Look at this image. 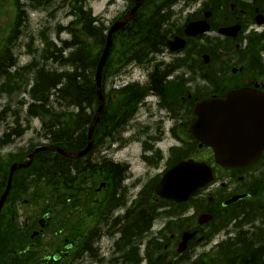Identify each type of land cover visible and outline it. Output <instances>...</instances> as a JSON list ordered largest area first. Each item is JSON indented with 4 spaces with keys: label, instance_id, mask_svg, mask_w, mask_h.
I'll return each mask as SVG.
<instances>
[{
    "label": "flooded vegetation",
    "instance_id": "obj_1",
    "mask_svg": "<svg viewBox=\"0 0 264 264\" xmlns=\"http://www.w3.org/2000/svg\"><path fill=\"white\" fill-rule=\"evenodd\" d=\"M208 12L211 14L208 18L210 30L203 34L187 35V24L205 18ZM177 17L182 22L170 28L171 37L166 41L181 37L185 47L173 50L166 42V47L159 50L161 56L152 65H144L148 72L143 79L154 88L153 94L166 103L170 117L178 123L170 128L171 135L180 145L184 144L183 147L191 149L189 125L194 119L191 107L199 99L210 95L201 93L207 86H202L203 83L217 91L213 95H221L222 98L231 89L251 88L264 93V0H200L193 6L182 8L174 18ZM221 28L231 29L230 34L221 32ZM202 52H210L209 65L199 60ZM211 52L215 55L212 56ZM255 98L264 101L262 97ZM186 127L188 131H184ZM146 132L147 129L142 127L138 134L145 136L140 145V153L147 166L155 170L143 175L145 180L152 182L167 168L166 161L176 159L172 155L175 145L166 148L160 145L163 140L157 134L152 136ZM136 159L142 161L138 156ZM160 163L164 164L161 170L156 167ZM234 171L217 166L216 178L203 188L199 202L194 206H198L201 214L208 212L213 215L219 225L230 221L232 227L224 231L225 235H218L216 244L219 247H228L238 240L241 244L236 246L248 248L245 263L264 264V154L252 165ZM115 179L118 181H114L113 177L106 180L107 192L104 198L87 200V204L92 207L91 220L84 229L74 228L73 264H123L126 259L128 243L122 240L126 230L123 236V228L119 227L128 229L129 215L119 210L123 209L122 200L127 188L122 187L121 191H116V184L120 180ZM145 192L152 202H161L148 190ZM233 198L235 200L231 201ZM112 199L115 201L113 211L102 215L103 208L110 206ZM77 212L82 214L84 209H78ZM138 221L145 225L151 222L145 215L139 216ZM119 230L121 237L115 239V250L111 251L109 239ZM140 239L141 236L131 240L138 246L141 244ZM203 239L207 240L206 234L202 236Z\"/></svg>",
    "mask_w": 264,
    "mask_h": 264
},
{
    "label": "trees",
    "instance_id": "obj_2",
    "mask_svg": "<svg viewBox=\"0 0 264 264\" xmlns=\"http://www.w3.org/2000/svg\"><path fill=\"white\" fill-rule=\"evenodd\" d=\"M165 1V0H163ZM91 11V10H90ZM98 17L86 19L83 25V28L79 31L77 36L70 41H65L64 46L70 48L74 47V50L68 52L67 55L64 52H45L46 59H50L52 55H55L54 58L60 62L63 70L59 69H47L38 68L37 71V85L35 91H55L58 94L57 102L62 101L64 105L68 104L69 106L73 105L76 108L78 107V112L72 111L62 113L61 117L64 120H67L65 116H71L68 118L67 124L63 125L61 131L57 132L50 136L54 142L58 144L67 145L69 148L80 147L83 143H75V138L82 137L85 131L77 132V130H82L86 128V124L90 121L91 115L87 111V108L79 111V108L83 103L84 99L92 101L91 103H97L98 96L95 85V68L101 53V48L104 44L105 34L104 31L106 26L103 21L99 26H95L94 22H98ZM138 20V19H137ZM137 20H134L127 30L118 31L115 35V43L113 46V52H115L113 60H108L104 71L103 77L108 70L114 67L122 66L123 64L129 63L130 61L136 62L140 59L139 50L142 47V43L146 41H152L148 39L147 34L143 35V31H140L136 28ZM148 23L149 27L153 24V12L144 20ZM153 30V29H151ZM156 30V29H155ZM131 42V43H130ZM125 43H130L124 47ZM123 49V51H122ZM125 50V52H124ZM44 69V70H43ZM40 71V72H39ZM39 72V73H38ZM83 81L91 82L90 85L83 86ZM105 78H103V85ZM89 87V89H88ZM34 91V93H35ZM138 88H135L133 91H129L128 100L134 102L138 100L141 96L137 92ZM136 94L139 95V98H136ZM50 97V94H49ZM47 105L50 106V100L48 94L46 97ZM34 106H32L31 112L34 113ZM121 105L118 107L120 108ZM89 107H92L91 105ZM106 113V108L104 110ZM102 118L104 119V114ZM78 114V116H76ZM58 118L57 122H60ZM76 119V120H75ZM64 122V121H63ZM74 123H78V126H74ZM55 124V123H53ZM69 124L71 126H69ZM82 139V138H81ZM83 141V140H82ZM53 155L51 152H46L45 155ZM52 159V161H56ZM48 169H51L49 166Z\"/></svg>",
    "mask_w": 264,
    "mask_h": 264
},
{
    "label": "water",
    "instance_id": "obj_3",
    "mask_svg": "<svg viewBox=\"0 0 264 264\" xmlns=\"http://www.w3.org/2000/svg\"><path fill=\"white\" fill-rule=\"evenodd\" d=\"M125 21L126 18L123 22L116 23L110 33L120 25H123ZM110 36L97 71L100 108L103 100L100 91V71L108 55L111 43ZM237 95H239L237 91H232L226 100L211 99L200 103L195 109L198 119L192 125V132L203 142L208 143L214 148L216 161L227 166H241L253 159V153L244 150L245 145L242 143L244 120L234 117L235 106L233 99ZM93 126L94 124L91 126L90 135H92L91 130ZM211 176L212 171L205 163H198L193 160L182 162L168 173L157 190L162 196L185 200L199 186L210 179ZM7 191L0 201V210Z\"/></svg>",
    "mask_w": 264,
    "mask_h": 264
},
{
    "label": "bare ground",
    "instance_id": "obj_4",
    "mask_svg": "<svg viewBox=\"0 0 264 264\" xmlns=\"http://www.w3.org/2000/svg\"><path fill=\"white\" fill-rule=\"evenodd\" d=\"M152 1V0H148ZM189 0H165L161 6H159L156 9V12L162 22L166 25L170 24L171 19L176 17V15L179 13L180 9L188 2ZM158 26H161V22H159ZM136 28L140 31H143L145 35L147 34L148 39L150 40H159V39H166L168 37V34L164 31H159L160 29H153L151 26L149 27L148 23L145 22L142 19L137 20ZM153 29V30H151ZM83 86L85 85H90L91 82H86L83 81ZM89 89V87H88ZM134 88L132 89V91ZM92 101H89L88 99H84L83 103L79 111L84 109L85 107L87 108L88 112H92L96 106V103H91ZM92 107H89V106ZM131 112L128 109H124V111L113 118H108L107 124L104 127V134H102V137L106 138V140L112 142L114 149H122L126 147L129 143L130 140H119L116 136L118 133H127L130 131H133V133H136V129L134 126L128 123V118L131 116ZM58 127H50L47 128V132L50 135L57 134ZM142 130V127H138L137 131L140 132ZM75 143H81L82 139L75 138ZM125 162L118 160L115 158V153L112 152L108 154L107 156H100L98 158V155L96 156V161L92 163V167L94 169H104L108 174L114 178V181H118L115 178H118L120 182L116 184L115 190L116 191H121L122 190V181L126 178V173L123 172L121 169H119V166L124 165ZM114 200H111L109 202L108 207H104L101 214L102 215H107L109 212L113 211V206H114ZM119 228L122 229V235L124 236V230H126L125 237L122 240H126L127 243L130 239H138L140 236H145V232L147 227L142 226L139 229H134V230H128L125 229L124 226H120ZM121 237V230H119L115 235L114 239L120 238ZM120 242V241H118ZM117 242V243H118ZM162 243V239H157L155 243V247L160 246ZM248 252L244 250H237L233 253V256L235 257H240V256H245L247 257ZM139 261V260H136ZM112 264H120V263H112Z\"/></svg>",
    "mask_w": 264,
    "mask_h": 264
},
{
    "label": "rangeland",
    "instance_id": "obj_5",
    "mask_svg": "<svg viewBox=\"0 0 264 264\" xmlns=\"http://www.w3.org/2000/svg\"><path fill=\"white\" fill-rule=\"evenodd\" d=\"M128 3V0H117L116 2L109 5L108 0H90V6H92L94 13L102 16L107 24H109L117 14L126 10ZM35 15V19L38 20L40 16H43V12L35 11ZM37 24V22H33L32 26L34 27ZM134 74L139 75V70ZM160 113L163 114L164 111H160ZM200 251L201 249L198 248L196 253H200Z\"/></svg>",
    "mask_w": 264,
    "mask_h": 264
}]
</instances>
